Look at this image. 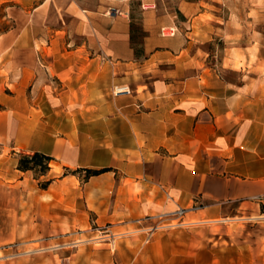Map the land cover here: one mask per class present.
<instances>
[{"label": "crops", "instance_id": "obj_1", "mask_svg": "<svg viewBox=\"0 0 264 264\" xmlns=\"http://www.w3.org/2000/svg\"><path fill=\"white\" fill-rule=\"evenodd\" d=\"M19 2L0 0V21H17ZM100 22L79 42L22 39L31 23L0 30V243L33 249L93 221L178 208L190 209L183 217L230 207L264 217L262 26L228 39L208 25L204 41L191 28L162 34L169 39L149 32L136 55L125 13ZM214 33L218 63L202 46ZM115 84L132 93L113 95ZM35 151L52 157L46 188L17 169L18 154ZM86 168L101 172L85 178ZM47 248L22 257L56 264ZM11 253L0 264H28Z\"/></svg>", "mask_w": 264, "mask_h": 264}, {"label": "rangeland", "instance_id": "obj_2", "mask_svg": "<svg viewBox=\"0 0 264 264\" xmlns=\"http://www.w3.org/2000/svg\"><path fill=\"white\" fill-rule=\"evenodd\" d=\"M34 2L38 9L24 13ZM19 4L17 21L3 19L0 30L16 23L24 28L31 23L35 27L20 31L21 38L43 42L86 40L88 35H95L90 24L99 23L103 16L112 19L124 13L129 26L134 23L157 39L171 38L163 37L162 32L169 35L174 30L177 34L191 28L193 36L204 41L209 37L208 25L223 28L228 39L236 29L244 30L245 36L252 26L261 25L264 31V0H21ZM141 37L139 33L136 40ZM222 45L223 40L215 33L209 44H202L214 50V63L220 62L216 47ZM179 209L184 208L117 223L93 221L69 239L48 241L47 245L39 242L33 249L19 248L22 241H3L0 258L6 256L7 249H12L11 257H22L44 254L49 247L56 252V264H264V217L252 216L247 208L236 213L232 207L220 217H183L185 212L178 214ZM214 219L220 221L211 222ZM22 258L28 264L34 261Z\"/></svg>", "mask_w": 264, "mask_h": 264}, {"label": "trees", "instance_id": "obj_3", "mask_svg": "<svg viewBox=\"0 0 264 264\" xmlns=\"http://www.w3.org/2000/svg\"><path fill=\"white\" fill-rule=\"evenodd\" d=\"M141 34V40L137 41V35ZM147 36L146 32L139 27H134V23L130 25V43L135 49L136 55H141L143 53V41ZM139 46V47H136ZM52 157L46 155L42 152L35 151L33 153H19L18 154V163L17 169L21 171H31L34 178L38 181V185L42 188H46L51 182V179H42L48 171L50 170V162ZM108 168L103 169L102 171H107ZM101 171L95 169H85V178H88L92 175H96Z\"/></svg>", "mask_w": 264, "mask_h": 264}, {"label": "built area", "instance_id": "obj_4", "mask_svg": "<svg viewBox=\"0 0 264 264\" xmlns=\"http://www.w3.org/2000/svg\"><path fill=\"white\" fill-rule=\"evenodd\" d=\"M175 33V31H171L169 33V35H173ZM162 34H164L162 32ZM131 90L129 89V87H127L126 85H122V86H114L113 89H112V94L113 95H118V94H121V93H125V94H131L130 93ZM178 214H183L184 212V209H179L176 211Z\"/></svg>", "mask_w": 264, "mask_h": 264}, {"label": "bare ground", "instance_id": "obj_5", "mask_svg": "<svg viewBox=\"0 0 264 264\" xmlns=\"http://www.w3.org/2000/svg\"><path fill=\"white\" fill-rule=\"evenodd\" d=\"M228 219H223L221 221H227ZM220 220H217V219H214V220H211V222H219Z\"/></svg>", "mask_w": 264, "mask_h": 264}]
</instances>
